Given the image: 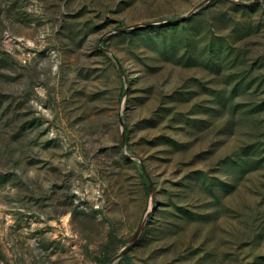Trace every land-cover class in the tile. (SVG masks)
Here are the masks:
<instances>
[{
    "label": "rangeland",
    "instance_id": "obj_1",
    "mask_svg": "<svg viewBox=\"0 0 264 264\" xmlns=\"http://www.w3.org/2000/svg\"><path fill=\"white\" fill-rule=\"evenodd\" d=\"M122 262L264 264V0H0V264Z\"/></svg>",
    "mask_w": 264,
    "mask_h": 264
},
{
    "label": "water",
    "instance_id": "obj_2",
    "mask_svg": "<svg viewBox=\"0 0 264 264\" xmlns=\"http://www.w3.org/2000/svg\"><path fill=\"white\" fill-rule=\"evenodd\" d=\"M108 51H109V50H108ZM109 52H110V51H109ZM117 62H118V61H117ZM119 66H120V65H119ZM120 69L122 70L121 66H120ZM122 71H123V70H122ZM119 122L122 123V118H121L120 114H119ZM140 228H141V225H140V227L138 228V230H137V232L135 233V235L139 232Z\"/></svg>",
    "mask_w": 264,
    "mask_h": 264
},
{
    "label": "trees",
    "instance_id": "obj_3",
    "mask_svg": "<svg viewBox=\"0 0 264 264\" xmlns=\"http://www.w3.org/2000/svg\"><path fill=\"white\" fill-rule=\"evenodd\" d=\"M125 258H127V256H125ZM120 264H123V262L122 263H120ZM125 264V263H124Z\"/></svg>",
    "mask_w": 264,
    "mask_h": 264
}]
</instances>
